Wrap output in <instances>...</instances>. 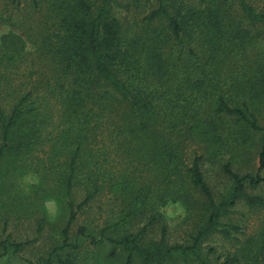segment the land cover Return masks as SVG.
Masks as SVG:
<instances>
[{
    "label": "trees",
    "instance_id": "obj_1",
    "mask_svg": "<svg viewBox=\"0 0 264 264\" xmlns=\"http://www.w3.org/2000/svg\"><path fill=\"white\" fill-rule=\"evenodd\" d=\"M112 1L0 0V230L34 225L30 238L6 233L0 257L58 224L35 264H84L106 245L122 264L255 259L243 247L213 263L199 250L239 231L220 220L229 206H264L248 191L264 184V0H150L132 22ZM254 136L247 169L238 156ZM25 172L41 177L31 197L16 185ZM49 196L57 224L39 207ZM169 199L194 218L182 242L165 238Z\"/></svg>",
    "mask_w": 264,
    "mask_h": 264
},
{
    "label": "rangeland",
    "instance_id": "obj_2",
    "mask_svg": "<svg viewBox=\"0 0 264 264\" xmlns=\"http://www.w3.org/2000/svg\"><path fill=\"white\" fill-rule=\"evenodd\" d=\"M90 2H96L97 0H88ZM144 0H113L111 3V13L122 19V21L132 22V19L139 18L144 10V7L148 5V2ZM144 3V5H142ZM136 14H139L137 16ZM257 145V137L254 136L251 143H247L243 152L239 148L238 158L242 161L244 168H254L256 165L255 151ZM229 154L224 156L227 159ZM208 183L216 191L223 192L224 186L222 184V177L220 173H216L211 165H206ZM249 193L258 194L264 196V184L259 187L248 189ZM191 215V214H190ZM189 214L183 219L174 222L163 221L166 224V240L168 243L182 242L185 238V232H188L193 226L194 218ZM222 222L231 223L239 227L238 232H231L230 236L225 237L218 233H212L207 235L200 243V254L209 262L218 263L228 252H232L234 249H241L243 247L249 248L250 254L253 258V253H256V258L248 259L246 262L240 264H264V246L261 241L264 239V206H250L243 201H237L234 205L229 206L224 216L220 218ZM57 224V220L50 221ZM15 223V224H14ZM33 223L25 219H19L16 222H10L4 232L0 230V239L9 233L13 239H23L32 237ZM1 229V227H0ZM58 224L51 233V229L48 226L45 227L42 237L36 242L24 247L17 254L7 253L9 257L8 264H35L34 261L39 256H44L50 249L52 244V235L57 233ZM158 236V229L155 228L153 234L150 237ZM109 245L104 246L98 250L97 254H93L97 251L95 248L89 249L91 253L84 251L86 261L84 264H122L124 262V254L121 251L116 252L115 255H107ZM261 247V248H260ZM3 255V256H5ZM1 256V257H3ZM31 261V262H28ZM132 264H139L135 260ZM163 264H186L178 255L172 257V259H166ZM187 264H198L194 260H189Z\"/></svg>",
    "mask_w": 264,
    "mask_h": 264
},
{
    "label": "clouds",
    "instance_id": "obj_3",
    "mask_svg": "<svg viewBox=\"0 0 264 264\" xmlns=\"http://www.w3.org/2000/svg\"><path fill=\"white\" fill-rule=\"evenodd\" d=\"M8 31L5 25L4 31L0 35L6 34ZM16 185L21 195L31 197L33 191L41 185V177L36 172H25L16 180ZM39 207L46 215L49 221H55L61 214V206L55 197H45L39 202ZM158 211L164 216L168 222L178 221L187 216V210L180 200L172 201L169 199L163 206L158 208ZM9 257L7 255L0 257V264H8Z\"/></svg>",
    "mask_w": 264,
    "mask_h": 264
}]
</instances>
